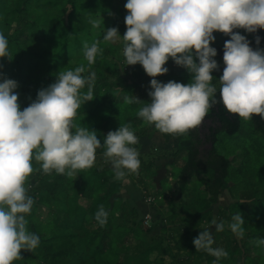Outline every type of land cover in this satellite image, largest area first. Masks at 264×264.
I'll return each mask as SVG.
<instances>
[{"label": "trees", "instance_id": "trees-1", "mask_svg": "<svg viewBox=\"0 0 264 264\" xmlns=\"http://www.w3.org/2000/svg\"><path fill=\"white\" fill-rule=\"evenodd\" d=\"M102 1L104 5L99 0H0V33L8 40L11 54V59L0 58V73L18 82L14 91L19 94L21 110L36 99L40 89L54 83L59 72L75 70L83 64L86 71L82 76L96 73L94 98L81 103L73 123L78 127L95 129L102 144L96 150L94 166L79 171L73 177L57 174L54 170L51 174H44L33 159V168L39 170H34L25 183L28 195L34 199L32 211L25 218L27 230L40 237V244L34 253L21 250L22 259L12 264H213L216 257L203 250L197 251L192 241L207 228L203 227L204 224H210L212 213L208 207L224 190L235 199L228 203L226 210L219 208L216 221L223 222L224 230L218 232L214 226L211 229L215 242L213 248H223L228 253L226 258H220L218 264H264V245L256 243L264 238V162L260 169L262 173L250 171L247 190L233 196L232 190L236 189L239 179L232 177V159L214 147L219 130L226 134L239 130L238 114L228 113L222 102L209 109L204 117L211 122L205 134L209 147L201 157L195 146L197 127L181 135L164 134L154 124L140 118L139 109L149 104L151 98L140 96L139 103L127 104L124 97L133 96L148 75L139 63L122 65L124 71L120 72L116 60L113 63L106 57L110 54L116 56L115 59L125 60L122 36L126 31L127 10L124 0H119L122 7L117 5V0ZM110 12L106 30L95 32L89 21ZM111 27H117L121 35L115 42L103 38ZM257 35L260 37L259 45L255 42ZM85 41L89 45L99 41L103 50L90 67L84 57ZM248 41L254 50L257 47L264 49V29L249 33ZM213 47L217 49L214 59L219 69L213 70L212 75L217 76L225 66L224 47L216 44ZM78 51L81 54L71 62L69 55L71 57ZM173 62L169 58L165 63L169 67L168 77L175 72L171 67ZM180 71L174 75L181 74ZM124 74L129 75L131 81ZM176 78L169 80L176 81ZM151 79L146 82L148 90H151ZM0 82H3L2 76ZM118 91L123 93L121 99L117 98ZM81 92H87V85ZM215 95L220 101L219 87ZM251 122L252 134L264 133V119L254 114ZM123 125L130 126L137 137L146 136L150 127L162 141H175L172 147L164 150L165 154L155 158L170 157L172 165L173 160L179 157L182 161L169 171L165 167L164 172L165 179L170 176L174 180L178 192H193L188 199L178 202L176 209H172L165 200L166 182L161 179L156 187L152 179L158 167L156 164L146 173L156 190L154 195L146 192L148 183L145 180L133 181L145 197H152V200L145 201L147 205L134 206L117 195L123 188V181L115 179L113 167L107 164L103 141L109 131ZM72 131L75 132V128ZM132 147L136 148V145ZM138 158L146 169L145 165H152L155 161L154 157L146 162L140 156ZM196 174L198 178H194ZM100 205L108 212L104 227L94 216ZM39 208L45 209L48 217L40 216ZM140 211L151 214L146 226H143ZM238 212L244 218L242 239H238L229 228L232 217ZM126 236L132 239L120 244ZM152 251L159 257H150ZM162 256L168 260H163Z\"/></svg>", "mask_w": 264, "mask_h": 264}, {"label": "clouds", "instance_id": "clouds-1", "mask_svg": "<svg viewBox=\"0 0 264 264\" xmlns=\"http://www.w3.org/2000/svg\"><path fill=\"white\" fill-rule=\"evenodd\" d=\"M126 31L123 34L125 65H142L150 81L151 100L138 111V116L164 134L181 135L201 124L204 117L219 102L228 113L243 120L253 115L264 119V49L255 50L244 35L234 29L256 33L264 29V0H127ZM99 27V21H89ZM214 31L231 38L224 43L223 73L219 77L220 101L212 84L213 70L219 65L214 57L217 49ZM117 27L108 28L105 41L119 39ZM257 45L260 37H255ZM84 57L90 67L103 50L99 41L83 44ZM8 57V40L0 33V58ZM172 58L191 74V82L174 80L167 83L155 77L166 74L165 63ZM198 61V62H197ZM2 67V65H0ZM123 70V68H122ZM83 64L75 70L59 72L54 83L38 91L36 99L21 110L18 82L0 73V264H12L22 259L21 250L34 253L40 237L27 230L26 214H30L34 199L28 195L25 183L34 172L33 159L44 174L53 170L73 177L94 166L96 150L102 146L96 130L76 126L73 121L81 103L94 98L96 73L87 77ZM87 85V92L82 93ZM136 96H125L127 104L139 103ZM75 128V132L72 129ZM139 142L130 126L109 131L103 141L104 156L110 162L115 179L125 181L130 174L139 175V153L132 145ZM101 227L106 226L108 212L103 205L94 214ZM244 218L240 212L232 217L229 228L238 239L244 236ZM210 225L223 231V222L215 218ZM197 251L216 257L218 264L228 253L213 248L210 228L193 238ZM264 245V238L256 241Z\"/></svg>", "mask_w": 264, "mask_h": 264}, {"label": "rangeland", "instance_id": "rangeland-1", "mask_svg": "<svg viewBox=\"0 0 264 264\" xmlns=\"http://www.w3.org/2000/svg\"><path fill=\"white\" fill-rule=\"evenodd\" d=\"M115 2V1H114ZM127 2V0H124L123 4L125 5ZM99 3L104 5V2L101 0H99ZM115 4V3H114ZM117 5L121 6V3L119 2V0H117ZM112 12H110L109 15H104L101 17L97 18V21H99V27H93L95 30V32L101 31V30H106L105 28H107L108 26V20L111 16ZM102 27V28H101ZM236 31H238L241 35H244L247 40L249 39V33L246 32L244 29H236ZM213 35L215 36V41L211 42V46L213 47L214 44L220 46V47H224V43L226 40H229L231 37L227 36L221 32L218 31H214ZM250 43V42H249ZM250 47H252V45L250 44ZM81 54V51H78L76 54L69 55L68 59H70L71 62H73L74 57L76 55ZM108 58V60H111L113 63L117 62V65L119 64V70L120 72L124 71V67L125 66V60H121L119 59H115L116 56L110 55L108 54V56H106ZM173 65H171L172 69H174V73H173V77L169 74H162L159 79H157L160 82L163 83H167L169 81V79L172 78H176L175 80L177 82L180 83H184L187 84L189 82H191V74L188 72V70L183 67V66H178L176 65L174 62L172 63ZM128 66V65H127ZM164 67L169 68L166 64L164 65ZM181 70L178 75H174L177 74L176 71L177 70ZM223 72H221L219 75L217 76H213V80H212V84L216 86V88L220 87L219 85V77L222 75ZM119 75V74H118ZM124 77L131 81L129 75L124 74ZM152 77L147 76L145 78H143V81L141 83V87L138 91L134 92V96L136 97H150L148 95L149 91L147 88V84L146 82L151 79ZM119 89V88H118ZM123 97V93L118 91L117 93V98L121 99ZM240 118V117H239ZM211 122L209 119H203V121L201 122V124L199 126H197V141L195 143L196 148L198 149V156L201 157L205 154L207 148L209 147V143L206 141L205 139V134L207 132V128L208 125H210ZM252 128V122L251 119L250 120H243L242 118H240V128L238 131L232 133V134H226L224 133L222 130H219L217 132V141L214 143V147L217 148L218 151H220L221 153L225 154L227 158L232 159L231 162V166H230V171L233 174V178L239 179L236 189L232 190L233 196H235L237 193H239V191L242 190H247L248 184H249V180H250V171H256L257 173H262L260 171V169H262V163L264 162V133L262 132H257V133H253L251 132ZM149 133V134H148ZM255 137H252L254 136ZM158 133L152 132L151 128L148 127L147 128V134L146 136H141L138 137L139 142L136 144V150L139 153V156L141 159H143L144 162H146L149 158L151 157H157L161 154L164 153V150L169 149L170 147H172L175 143V141L173 139L168 140L167 142H164L160 139V137H158ZM165 154V153H164ZM172 158L167 157V158H155V161H153L152 165H145L147 166L148 169L144 168L143 166L140 165L139 168V175L136 174H130L127 176L126 180L123 181V188L122 191L118 192L117 195H121L122 198H126L127 201L134 205V206H142L143 203H145L146 201V197L144 192L141 190H137V186L134 185L133 181H137L138 180H145L148 183V187L146 189L147 193L152 192V194L154 195L156 193V190L153 189V183H151V180L149 178V176H146V173L149 172L150 167L154 166V164H156V166L158 167H166L169 170H171L174 166H178L182 163V161L180 160V157L177 160H173L174 164H170ZM108 165L112 166L110 162H107ZM165 172V171H164ZM154 176V175H153ZM199 175H195L194 178H198ZM153 179V178H152ZM162 181H165L167 186V189L165 190V200H168V203H170V206L172 209H176L177 207V203L183 201L184 199H188L190 197V195L193 193L192 190H185L184 192L180 193L177 191L176 189V185L173 179L170 178V176H168L166 179L164 178V176L161 178ZM238 188V189H237ZM132 194V195H131ZM192 196V195H191ZM231 195L227 192V190H224L217 198L215 203H212L211 205H209L208 208H210L212 216H211V220L213 218H215L217 220L218 212H219V208H223V210H226V207L228 205L229 202L233 201L235 198H231ZM151 197V196H150ZM82 202H84L82 200ZM146 204V203H145ZM147 205V204H146ZM146 205L145 208H148ZM157 205V203H156ZM142 211V210H141ZM139 213L140 218L142 219V223L143 226H146L147 223H145V221L143 220L145 214L143 212ZM160 213V210H158ZM39 215L42 217H48V215H46V210L45 209H40L39 208ZM147 214H150L149 211L145 212ZM151 215V214H150ZM143 216V217H142ZM203 227H207L210 228V231L212 229L213 226H211L210 224H204ZM155 232V231H153ZM132 238L130 236H126L123 241L119 242L120 244H126L128 243ZM212 247H215V242L213 243ZM153 252V251H152ZM150 253L149 256H155V257H159L158 254L154 255L153 253ZM163 260L167 261L168 258L165 256L161 257ZM161 259V260H162Z\"/></svg>", "mask_w": 264, "mask_h": 264}, {"label": "water", "instance_id": "water-1", "mask_svg": "<svg viewBox=\"0 0 264 264\" xmlns=\"http://www.w3.org/2000/svg\"><path fill=\"white\" fill-rule=\"evenodd\" d=\"M164 171H165L164 167H157L156 168L155 174L153 176V181H154L156 187L159 186V181L164 176Z\"/></svg>", "mask_w": 264, "mask_h": 264}, {"label": "built area", "instance_id": "built-area-1", "mask_svg": "<svg viewBox=\"0 0 264 264\" xmlns=\"http://www.w3.org/2000/svg\"><path fill=\"white\" fill-rule=\"evenodd\" d=\"M148 200H152V197L147 196V197H146V201H148ZM149 217H150L149 214L145 213V216H144V218H143V220L145 221V223L148 222Z\"/></svg>", "mask_w": 264, "mask_h": 264}, {"label": "crops", "instance_id": "crops-1", "mask_svg": "<svg viewBox=\"0 0 264 264\" xmlns=\"http://www.w3.org/2000/svg\"><path fill=\"white\" fill-rule=\"evenodd\" d=\"M155 133H157V132H155ZM159 135V134H158ZM159 137H160V135H159ZM161 138V137H160ZM121 191H122V189H121Z\"/></svg>", "mask_w": 264, "mask_h": 264}]
</instances>
